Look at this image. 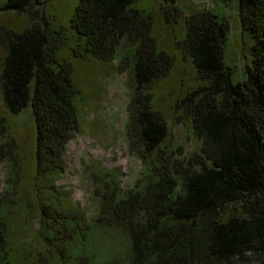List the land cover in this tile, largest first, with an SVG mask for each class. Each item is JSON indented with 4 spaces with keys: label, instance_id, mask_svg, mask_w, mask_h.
Wrapping results in <instances>:
<instances>
[{
    "label": "trees",
    "instance_id": "1",
    "mask_svg": "<svg viewBox=\"0 0 264 264\" xmlns=\"http://www.w3.org/2000/svg\"><path fill=\"white\" fill-rule=\"evenodd\" d=\"M135 1L77 0L67 27L76 35L72 46L65 27L27 11L39 0H5L0 6V12L29 13L22 31L0 34V93L9 112L31 109L36 186L46 193L34 206L33 246L14 248L17 208L27 199L17 171L7 175L0 194V264H94L93 231L114 227L125 233L128 248L111 264H264V0H235L251 40L242 78H234L224 61L225 20L210 11L185 18L183 43L204 82L184 99L185 116L201 140L200 151L186 158L161 148L167 130L153 107L150 84L167 74L172 60L157 49L150 15ZM65 47L71 57L100 61L112 60L124 47L118 70L130 73L126 135L143 178L122 190L106 171L107 180L94 188L98 209L90 218L54 183L78 128L77 88Z\"/></svg>",
    "mask_w": 264,
    "mask_h": 264
},
{
    "label": "rangeland",
    "instance_id": "2",
    "mask_svg": "<svg viewBox=\"0 0 264 264\" xmlns=\"http://www.w3.org/2000/svg\"><path fill=\"white\" fill-rule=\"evenodd\" d=\"M4 1L0 0V6ZM76 1L39 0L33 11L29 8L27 11L37 13L38 17L47 15L46 19L53 24L50 26L65 27L67 43L72 46L76 35L67 27ZM134 7L150 15L155 45L168 53L172 60L167 74L150 84L153 107L161 113L167 130L161 148L174 149L178 158H186L200 151L201 140L185 116L184 99L188 92L204 82L183 43L185 18L195 11H210L225 20L224 61L234 78H242L244 69L250 64L251 40L239 21L235 0H136ZM28 15V12L1 11L0 34L3 29L22 31L30 23ZM65 48L71 57L69 47ZM124 53V47H119L110 61L83 56L70 58L72 79L77 88L73 102L78 128L66 144L63 154L65 169L57 174L54 183L58 192L81 210L85 218L97 213L98 197L94 188L107 180V176L103 177L106 171L114 175L122 190L132 188L143 178L142 163L130 153L126 135L130 73L129 69L118 70V59ZM4 55V46L0 44V72ZM34 148L31 109L25 107L18 113L9 112L0 93V194L5 188L7 175L14 170L22 181V195L27 199V205L17 208L19 224L16 223L17 228L11 232L15 236L10 238L14 248H20L23 243L33 246L38 227L34 206L46 198L45 189L36 186ZM41 182L39 185L43 184ZM127 248L126 235L120 229L97 228L93 231L90 249L96 255L94 264H111L115 259H123Z\"/></svg>",
    "mask_w": 264,
    "mask_h": 264
}]
</instances>
